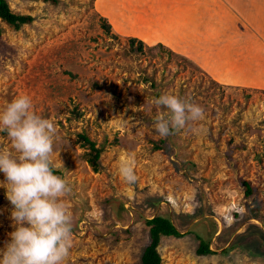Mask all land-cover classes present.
<instances>
[{
    "label": "rangeland",
    "instance_id": "374dc122",
    "mask_svg": "<svg viewBox=\"0 0 264 264\" xmlns=\"http://www.w3.org/2000/svg\"><path fill=\"white\" fill-rule=\"evenodd\" d=\"M7 2L33 21L19 30L0 21V111L28 96L32 111L57 128L55 174L72 187L65 198L73 216L65 264H141L150 242L145 222L156 216L181 234L161 237V264H264V87L223 84L191 53L239 42V71L257 67L249 44L264 46V0H167L163 19L189 9L193 25L158 28L165 37L152 46L129 32L143 38V0ZM225 3L237 18L209 16ZM131 38L143 43L142 52H131ZM163 94L201 106L204 119L160 137L154 122L167 109L153 101ZM80 135L103 149L97 172L86 162ZM159 140L162 149L155 148ZM0 150L17 155L6 132H0ZM129 159L134 184L119 175ZM0 183H6L2 172ZM4 187L0 249L15 230ZM197 236L213 254H196Z\"/></svg>",
    "mask_w": 264,
    "mask_h": 264
},
{
    "label": "clouds",
    "instance_id": "9594fccd",
    "mask_svg": "<svg viewBox=\"0 0 264 264\" xmlns=\"http://www.w3.org/2000/svg\"><path fill=\"white\" fill-rule=\"evenodd\" d=\"M154 106L167 109L158 115L154 129L160 137L204 119V109L179 97L163 94ZM193 132L196 128L191 129ZM0 132H6L14 151L0 150V172L5 176L6 198L13 206L14 231L0 249V264H65L72 247L73 216L65 203L72 187L55 174L53 159L58 131L49 119L32 111L28 96H20L0 111ZM62 163V162H61ZM134 162L125 160L119 175L128 184L137 176Z\"/></svg>",
    "mask_w": 264,
    "mask_h": 264
},
{
    "label": "crops",
    "instance_id": "0c3cea01",
    "mask_svg": "<svg viewBox=\"0 0 264 264\" xmlns=\"http://www.w3.org/2000/svg\"><path fill=\"white\" fill-rule=\"evenodd\" d=\"M166 1L167 0H158V4L156 2L155 7H157V9L159 7V13H156L154 18L152 19L151 15L152 13H154L150 8V6H152L151 5L152 0H143V38L139 37L135 32H132L133 30L129 31L130 35L133 37L139 38L147 45L152 46L155 43L161 42L162 41L161 38L165 37V35L158 33V28L160 29V27H166V26L167 28H169L170 25H172V27L173 26L177 27V26H180L179 24H181V26L183 27H188V26L191 27V24L193 25V21H192L193 14H192V11L189 12V9L183 10V11H179L180 9L177 11L174 10L171 12L170 17L163 19L160 10ZM177 1L178 0H175V2ZM230 6L231 5H228L227 3L223 5H219L217 11L213 13L209 12L208 14L209 16H211V18H218V16L221 14V16H223L222 17L223 19L228 16L234 17L235 19L237 18L236 16L238 15V11L237 10L234 11ZM221 24L222 23H219L215 25L214 27L209 25L208 28L207 26H205V29H210V28L218 29V28H221ZM169 29L171 30V27ZM156 31L157 33L154 34V32ZM179 34L182 37L181 32H179ZM217 34H218V31L215 30L213 31V35H211V37L212 38H214V36L217 37ZM168 35L169 33L167 34V36ZM211 37H209L210 41H213L211 40ZM260 44H261L260 40H255V41L252 40L251 43L249 44V45H252L253 54L255 52V56L253 55L252 59L257 62V67H256V64L253 63L251 68H249L250 65L242 66L240 68V71H239V66H238L240 62L236 61V58H237L236 56L239 54V50H241L242 48V45H243L242 43L239 44V42L232 41L230 44H227V43L220 44L219 43L216 49L214 48L215 46L207 47L204 49V51L207 49L208 52L207 54L204 55L203 58L201 57V55L204 53V51L199 53V51L194 49L193 51H191V53H192V56L195 55L196 57H198L197 62L202 64V67L204 66L203 68H206V70H209L210 73L216 76V78H218V80L221 81V83L223 84L238 83L239 80H241L244 82V84H248L250 87H261L262 88L264 87V82L261 81L260 79L261 77L264 78V71L263 70L259 71L258 67L264 64V56H262L264 53V48H263L264 46H261ZM237 48L239 50H236ZM210 52H211V55L209 57ZM205 61L207 62V64H205Z\"/></svg>",
    "mask_w": 264,
    "mask_h": 264
},
{
    "label": "trees",
    "instance_id": "16d2710c",
    "mask_svg": "<svg viewBox=\"0 0 264 264\" xmlns=\"http://www.w3.org/2000/svg\"><path fill=\"white\" fill-rule=\"evenodd\" d=\"M45 1L53 3L56 2V0ZM0 21L12 26L15 30H19L23 25L32 22L33 18L28 15H19L13 13L9 7L7 0H0ZM102 26L106 32H110V24L104 23L102 24ZM129 43L131 52L140 53L143 51V43L141 41H138L135 38H131L129 40ZM156 47H158V45ZM80 137L83 139V146L88 149V152L85 154L86 162L92 167L95 172H97L100 167V158L103 149L97 148L95 143L86 138V136L80 135ZM162 143V140H159V142H155V148L162 149ZM245 185L248 189L246 195H250L251 190L249 188V185ZM145 224L149 228L150 242L143 250L140 259L141 264H161V257L157 250L161 237L179 238L181 237V234L176 230L175 226L170 222V220L161 216H156L150 220H146ZM197 239L199 240V246L196 249V254L198 256L213 254V252L209 248V242L204 241L199 236H197Z\"/></svg>",
    "mask_w": 264,
    "mask_h": 264
}]
</instances>
